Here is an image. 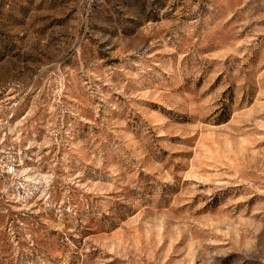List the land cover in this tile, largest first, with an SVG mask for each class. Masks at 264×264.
<instances>
[{"label": "rangeland", "instance_id": "rangeland-1", "mask_svg": "<svg viewBox=\"0 0 264 264\" xmlns=\"http://www.w3.org/2000/svg\"><path fill=\"white\" fill-rule=\"evenodd\" d=\"M0 264H264V0H0Z\"/></svg>", "mask_w": 264, "mask_h": 264}]
</instances>
